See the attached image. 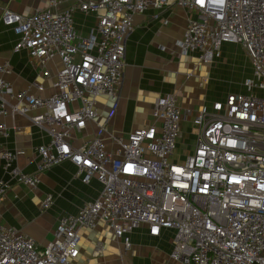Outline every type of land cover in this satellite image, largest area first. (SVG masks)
Here are the masks:
<instances>
[{"label":"built area","instance_id":"2783aa9c","mask_svg":"<svg viewBox=\"0 0 264 264\" xmlns=\"http://www.w3.org/2000/svg\"><path fill=\"white\" fill-rule=\"evenodd\" d=\"M66 4L70 8L60 11ZM173 7L189 16L178 43L181 56L196 54L211 64L225 44L241 46L252 76L243 93L196 114H183L176 93L159 98L151 125L115 135L108 125L119 109L134 19L151 8ZM76 12L96 16L90 33L75 30ZM0 21L18 37L13 51H26L52 83L46 97L31 92L45 91L38 82L17 90L13 67L0 64V118L24 119L48 136L36 149L35 173L14 166L24 151L0 145L3 169L34 190L42 174L69 162L84 185L96 180L103 187L76 215L59 219L54 240L44 247L0 223V264H72L81 232L100 224L125 255L131 235L144 226L151 238L174 234L176 264H264V0H49L46 9L27 16L5 8ZM184 120L194 127V150L178 155ZM9 133L0 123L1 137ZM9 189L0 180V203ZM53 205L48 194L41 210ZM102 252L98 245L95 255Z\"/></svg>","mask_w":264,"mask_h":264},{"label":"crops","instance_id":"0c3cea01","mask_svg":"<svg viewBox=\"0 0 264 264\" xmlns=\"http://www.w3.org/2000/svg\"><path fill=\"white\" fill-rule=\"evenodd\" d=\"M49 0H0V13L9 8L27 16L44 10ZM66 4L60 11L69 9ZM188 14L179 8L149 9L134 19V31L127 41L126 70L121 89L119 109L109 123L111 133L127 136L133 130L145 129L153 123L152 112L155 102L166 95L176 93L183 114L191 110L196 114L204 105L223 101L227 95L243 93V83L252 76L248 57L241 46L225 44L215 56L213 63L201 62L199 56H181L178 43L183 38ZM95 15H74L75 30L86 35L96 26ZM18 37L0 21V64L9 62L13 67L10 77L15 89H28L35 83L45 87L38 96L52 94L51 81L41 76V68L29 57L26 51L13 50ZM54 73V64H49ZM244 70V72L241 71ZM245 69L247 71H245ZM240 71V72H239ZM106 111L104 110V113ZM10 133L8 138L0 135V145L10 151H24L25 156L14 166L25 174L36 172L38 157L36 149L48 141V136L30 125L24 119L0 118ZM190 121L182 123V137L178 145L185 143L187 154L194 150L195 138L185 136L184 128ZM22 128L17 135L13 128ZM183 152V153H184ZM76 168L69 162L63 163L40 176L39 186L32 190L12 181L0 161V180L10 183L5 199L0 203V223L13 227L33 239L39 247L54 240L58 221L66 215H76L87 202L97 199L102 185L94 180L84 185L76 177ZM54 197L53 207L46 212L41 203L46 195ZM174 234L165 231L159 238H151L147 227H141L131 235L132 249L125 255L120 241L104 224L95 230L81 232L79 258L72 264H176L171 259ZM98 245L103 252L97 256Z\"/></svg>","mask_w":264,"mask_h":264},{"label":"rangeland","instance_id":"374dc122","mask_svg":"<svg viewBox=\"0 0 264 264\" xmlns=\"http://www.w3.org/2000/svg\"><path fill=\"white\" fill-rule=\"evenodd\" d=\"M241 71L244 72L243 69H241ZM245 71H247V70L245 69ZM193 131H194V127L191 123H189V125L187 124V130H186V128H184L185 136L188 134H193ZM188 146H191V145H187L185 143H182L180 146H178V152H177L178 155H182L183 152L189 148Z\"/></svg>","mask_w":264,"mask_h":264}]
</instances>
